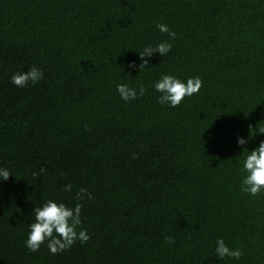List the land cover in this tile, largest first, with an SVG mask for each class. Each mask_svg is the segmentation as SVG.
Here are the masks:
<instances>
[{"label": "trees", "instance_id": "obj_1", "mask_svg": "<svg viewBox=\"0 0 264 264\" xmlns=\"http://www.w3.org/2000/svg\"><path fill=\"white\" fill-rule=\"evenodd\" d=\"M157 23L172 48L139 69L138 52L168 39ZM31 66L38 82L11 83ZM161 73L202 85L161 105ZM118 83L144 95L124 102ZM257 126L264 0H0V264H264V191H241ZM49 199L81 205L88 241L26 248ZM217 238L240 259H217Z\"/></svg>", "mask_w": 264, "mask_h": 264}, {"label": "clouds", "instance_id": "obj_2", "mask_svg": "<svg viewBox=\"0 0 264 264\" xmlns=\"http://www.w3.org/2000/svg\"><path fill=\"white\" fill-rule=\"evenodd\" d=\"M155 27L160 33H167L168 39L161 40L154 46L146 45L142 51L138 52L142 61L138 66L139 69L146 68L145 65L148 64V59H145V57H151L154 53H158L163 57L172 48L169 40H174L176 33L164 23H157ZM42 75V71L35 66H31L26 72L13 73L11 83L17 87H23L29 81L32 83L38 82ZM201 85L202 81L199 76L182 80L167 73H161L159 78L152 82V87L160 94L157 97V102L168 107L178 106L184 97L197 93ZM116 92L122 101L128 102L143 96L145 87L143 83L138 84L136 87H130L127 83H118ZM254 133L257 135L264 134V127L257 126ZM236 143L244 145L247 143V138L238 136ZM242 167L245 175L241 179V191L255 197L258 193L264 191V139L260 140L258 146L243 154ZM10 174L7 168L0 167V180H7ZM63 188L65 191H71L70 184H65ZM84 191V189H80V193H84ZM80 209L81 205L79 203L69 207L63 202L52 199L47 200L40 206H34L31 210L34 219L28 224L24 241L26 248L35 252L46 241L49 252L56 254L69 248L77 240L81 244L88 241L89 236L85 229L81 228L77 231V227L81 223ZM165 239L169 246L174 244L172 237H165ZM214 252L217 259L228 257L239 260L242 255L239 248H230L223 238L216 239Z\"/></svg>", "mask_w": 264, "mask_h": 264}]
</instances>
